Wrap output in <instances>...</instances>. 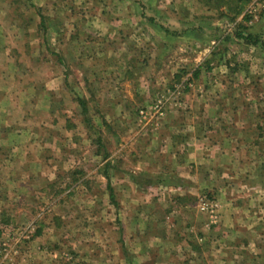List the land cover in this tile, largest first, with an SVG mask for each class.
<instances>
[{
	"label": "rangeland",
	"instance_id": "374dc122",
	"mask_svg": "<svg viewBox=\"0 0 264 264\" xmlns=\"http://www.w3.org/2000/svg\"><path fill=\"white\" fill-rule=\"evenodd\" d=\"M262 23V0H0V264H208L189 254L186 216L219 228L217 193L159 194L148 162L164 165L165 127L213 118L251 143L229 147L225 169L251 180L224 182L252 205L259 243L244 259L264 264ZM189 99L229 112L205 122ZM131 159L154 178L131 175Z\"/></svg>",
	"mask_w": 264,
	"mask_h": 264
},
{
	"label": "crops",
	"instance_id": "0c3cea01",
	"mask_svg": "<svg viewBox=\"0 0 264 264\" xmlns=\"http://www.w3.org/2000/svg\"><path fill=\"white\" fill-rule=\"evenodd\" d=\"M237 1L250 2L251 0ZM244 14L245 13L243 12L239 20L242 19ZM263 28L264 23L260 24V27L256 24L252 31V33L255 34H252V37L259 39L257 35L264 34ZM194 33L195 32H193L192 35L196 38L197 35ZM206 35H209V32H206ZM188 61V64H186L187 66L195 65L194 67H201L198 60ZM206 76L208 75L203 73L201 77L199 76L200 78L198 81H202L204 77L214 80V76L216 75ZM193 103L194 102L189 99V114L187 115H193L196 119L203 116L205 122L209 121V118L212 117V115L224 116L229 112V108L226 107L214 109L210 107H195L194 112H192ZM249 111L250 112L248 113H254L252 112L254 110ZM213 121V124L204 123V125H201L198 120H194L188 125L180 124L165 127L166 140L164 138L165 143L163 146H165L167 150L165 152L164 147L161 151L162 154L164 153V165L153 161L148 162V165L149 167L153 166L158 169L157 171L159 175L155 178H158V184L161 185L160 190L157 191L159 194H162L161 191L167 192L166 194L171 193L173 196L174 194L179 196L188 194L192 199L193 197L200 195L203 191V193L206 194H211V192L218 194H216V196L220 206L219 228L212 227L209 218L204 214H201L198 209H194L190 215L186 216L189 219L187 230L190 231L189 239L192 240L193 243H197L199 247L198 253L196 252L197 254L194 252L189 254L193 256L197 255L196 259H204L203 261L206 263L208 262V264H247L244 259V254L250 249L252 250L254 243H259V239L254 237L253 226L250 227L249 224L246 223V219H251V216L246 214L247 212H253V210H250L252 209V205L249 203L240 207L238 205L239 199L235 196V190L226 188L224 180L228 183V179H239L240 176L243 178L245 175L248 178L247 181L251 180L250 172H245L244 169L239 170L237 168L236 173L234 172L235 170L231 171V173L228 170L225 171L226 162L229 161L230 157L228 148H236L239 146L244 147L251 143L246 139L248 138L247 136L246 138L244 136H239L237 139V137L234 138L232 136L231 131L227 132L228 123L221 124L218 118L216 120L213 118ZM235 126L241 130L244 128L246 132L252 127L247 122H238L236 125H233V127ZM180 136L184 137L183 140H185V142L183 145L185 148L183 150L179 149L183 153L179 154V158L176 159L174 154L176 151H173L172 147L176 146L178 143L177 140H179ZM143 162L144 161H136L135 159L125 161L126 166L131 165V169H136V172H131V175L153 177L152 173H155L156 170H142L140 166L143 165ZM174 163L177 166V169L171 167ZM191 165V170L187 171L186 167ZM128 171L129 169L127 172ZM131 175L130 177H133ZM172 182L174 183V187L166 186V184ZM196 201L197 198H195V202ZM180 206L183 208L181 211H187L189 210V207H192L193 205L187 206V204H183ZM245 206H248V208L246 209ZM181 220L182 218H179L178 222ZM161 242H163V240H161ZM143 245H145V242ZM160 245L162 246L163 243ZM254 247H256V245H254ZM139 255L144 257V253L140 252ZM139 257L140 256H138V258Z\"/></svg>",
	"mask_w": 264,
	"mask_h": 264
},
{
	"label": "trees",
	"instance_id": "16d2710c",
	"mask_svg": "<svg viewBox=\"0 0 264 264\" xmlns=\"http://www.w3.org/2000/svg\"><path fill=\"white\" fill-rule=\"evenodd\" d=\"M249 20V18H246L245 19V21H248ZM240 28L242 29L243 27H242V25L240 26ZM242 34H243V32H242ZM239 37H241V38H244L247 42H250L251 41V37H246V36H242V35H240L239 34ZM208 70H210V69H208ZM200 74H201V72L200 71H196L195 73H194V77H193V79L194 78H196V79H198L199 78V76H200ZM82 105H83V103H82ZM84 111H85V109H84ZM111 198L114 200V192H113V190H112V192H111ZM41 229L40 230H38L37 232H36V234H31L30 235V237L31 238H37V237H39L40 235H41ZM1 232H0V236H1Z\"/></svg>",
	"mask_w": 264,
	"mask_h": 264
},
{
	"label": "built area",
	"instance_id": "2783aa9c",
	"mask_svg": "<svg viewBox=\"0 0 264 264\" xmlns=\"http://www.w3.org/2000/svg\"><path fill=\"white\" fill-rule=\"evenodd\" d=\"M262 1H264V0H262ZM158 106H159V114L161 115V116H163V114H165V112H164V110L162 109V105L161 104H158ZM153 108V107H152ZM208 209V211H212V213H213V206H210V207H207L205 210H207ZM7 253V255L9 254V251L8 252H6Z\"/></svg>",
	"mask_w": 264,
	"mask_h": 264
}]
</instances>
